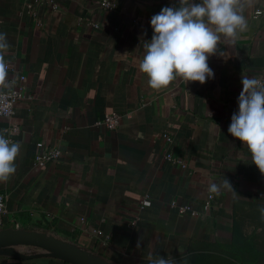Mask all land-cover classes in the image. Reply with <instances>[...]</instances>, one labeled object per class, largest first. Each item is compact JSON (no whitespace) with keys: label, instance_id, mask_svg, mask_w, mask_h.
<instances>
[{"label":"crops","instance_id":"0c3cea01","mask_svg":"<svg viewBox=\"0 0 264 264\" xmlns=\"http://www.w3.org/2000/svg\"><path fill=\"white\" fill-rule=\"evenodd\" d=\"M178 2L0 0L10 66L0 91L22 84L25 93L12 119L0 117V135L15 125L20 145L15 173L0 181L8 208L0 235L53 237L110 264L158 255L173 264H264V174L227 131L242 75L264 80V0H239L248 26L209 57L214 79L177 77L156 90L139 68L142 42L153 35L151 17ZM110 113L122 117L116 131L96 125ZM54 149L59 160L35 165ZM0 264L71 263L39 246L0 243Z\"/></svg>","mask_w":264,"mask_h":264},{"label":"clouds","instance_id":"9594fccd","mask_svg":"<svg viewBox=\"0 0 264 264\" xmlns=\"http://www.w3.org/2000/svg\"><path fill=\"white\" fill-rule=\"evenodd\" d=\"M150 24L153 35L142 42L144 55L139 68L156 90L167 88L177 77L201 84L214 79L209 57L218 51L222 38L234 43L248 26L239 0H179L178 6H164L154 14ZM7 48V34L0 32V81L7 75L2 59ZM241 83L238 110L232 114L227 131L244 143L253 164L264 174V82L242 75ZM19 150V143L0 135V181L15 173ZM223 186L233 190L227 178ZM219 188L212 183L209 191L218 193ZM173 260L164 255L150 256L149 264H173Z\"/></svg>","mask_w":264,"mask_h":264},{"label":"built area","instance_id":"2783aa9c","mask_svg":"<svg viewBox=\"0 0 264 264\" xmlns=\"http://www.w3.org/2000/svg\"><path fill=\"white\" fill-rule=\"evenodd\" d=\"M103 6L106 8H110V4L108 2H104ZM261 12H257V15H260ZM10 69V66L7 65V70ZM22 82L24 78L21 79ZM264 82V80H260ZM25 98V93L22 84L11 88L9 90L0 91V117H5L8 119H12L15 116V110L17 104ZM121 115L118 113H110L107 114L103 120L97 122V126H103L110 131H116L121 125ZM10 142H14V139L11 137L12 134L18 132V127L15 125H11L7 130ZM61 157V151L58 149L49 150L45 153L39 154L36 156L35 165L43 168L50 162H55L59 160ZM167 160L173 162L174 164H181L182 161L178 158H175L173 155H167ZM214 196L212 194L209 195L208 202L206 203V207L209 208L211 205V201ZM141 208H145L150 206V201L145 199L141 202ZM185 211V209H183ZM8 216V208H7V195L0 193V228H3L5 225L6 218ZM136 223L133 222L128 226V228L134 227Z\"/></svg>","mask_w":264,"mask_h":264},{"label":"water","instance_id":"95a60500","mask_svg":"<svg viewBox=\"0 0 264 264\" xmlns=\"http://www.w3.org/2000/svg\"><path fill=\"white\" fill-rule=\"evenodd\" d=\"M0 243L39 246L49 250L52 255L58 256L71 264H110L90 257L87 252H82L66 241L57 240L53 237H46L44 235L25 234L13 237H3V235H0ZM6 253L12 254L15 252L8 250Z\"/></svg>","mask_w":264,"mask_h":264}]
</instances>
